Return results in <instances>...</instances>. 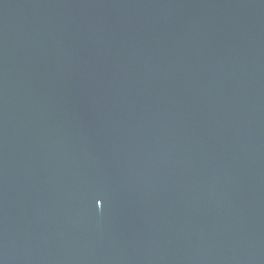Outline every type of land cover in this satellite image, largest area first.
Masks as SVG:
<instances>
[{"label": "water", "instance_id": "1", "mask_svg": "<svg viewBox=\"0 0 264 264\" xmlns=\"http://www.w3.org/2000/svg\"><path fill=\"white\" fill-rule=\"evenodd\" d=\"M0 264H264V0H0Z\"/></svg>", "mask_w": 264, "mask_h": 264}]
</instances>
